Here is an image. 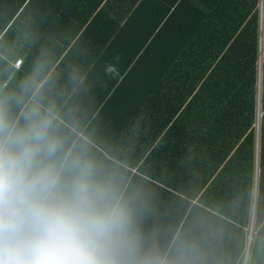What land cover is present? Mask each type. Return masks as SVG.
Segmentation results:
<instances>
[{"label":"trees","instance_id":"1","mask_svg":"<svg viewBox=\"0 0 264 264\" xmlns=\"http://www.w3.org/2000/svg\"><path fill=\"white\" fill-rule=\"evenodd\" d=\"M40 1L0 0L2 88L54 48ZM261 5L140 0L126 24L103 38L100 61L113 60L116 72L84 98L101 154L150 194L145 227L164 250L182 235L203 238L205 264H244L253 213L247 264H264ZM25 46L17 70L7 59Z\"/></svg>","mask_w":264,"mask_h":264},{"label":"clouds","instance_id":"2","mask_svg":"<svg viewBox=\"0 0 264 264\" xmlns=\"http://www.w3.org/2000/svg\"><path fill=\"white\" fill-rule=\"evenodd\" d=\"M52 63L41 51L0 87V264H205L203 238L160 247L145 227L149 192L99 151L87 71Z\"/></svg>","mask_w":264,"mask_h":264},{"label":"crops","instance_id":"3","mask_svg":"<svg viewBox=\"0 0 264 264\" xmlns=\"http://www.w3.org/2000/svg\"><path fill=\"white\" fill-rule=\"evenodd\" d=\"M139 2L140 0H41L40 3L48 6L50 14H47L46 18L49 22L47 37L56 38L54 48L49 47L46 50L53 60L56 59L52 63L51 73L55 74L61 70L66 74L70 66L79 65L87 71L92 92L98 91L99 86H105L118 65L113 60L100 61L99 56L104 50L103 38L110 36L118 25L124 26L130 6ZM90 24H93L91 31ZM85 34L86 38L83 39ZM24 40L26 43V37ZM67 40H71L70 43ZM28 53L29 47L25 46L23 55L7 60L15 69L20 70L24 65L19 68L15 63L26 60ZM113 64L116 65L112 66ZM252 222L251 225L254 226L253 219Z\"/></svg>","mask_w":264,"mask_h":264},{"label":"rangeland","instance_id":"4","mask_svg":"<svg viewBox=\"0 0 264 264\" xmlns=\"http://www.w3.org/2000/svg\"><path fill=\"white\" fill-rule=\"evenodd\" d=\"M261 11H262V19L264 23V0H262ZM257 131H258V126H257ZM257 141H259V137L257 138Z\"/></svg>","mask_w":264,"mask_h":264},{"label":"water","instance_id":"5","mask_svg":"<svg viewBox=\"0 0 264 264\" xmlns=\"http://www.w3.org/2000/svg\"><path fill=\"white\" fill-rule=\"evenodd\" d=\"M253 221H254V217H253ZM252 224H253V222H252ZM251 236H250V238H249V246H248V249H247V255H246V258H245V262H244V264H247V259H248V251H249V248H250V244H251Z\"/></svg>","mask_w":264,"mask_h":264},{"label":"built area","instance_id":"6","mask_svg":"<svg viewBox=\"0 0 264 264\" xmlns=\"http://www.w3.org/2000/svg\"><path fill=\"white\" fill-rule=\"evenodd\" d=\"M23 64H24V60H19L17 63H15V66L20 68L23 66Z\"/></svg>","mask_w":264,"mask_h":264}]
</instances>
